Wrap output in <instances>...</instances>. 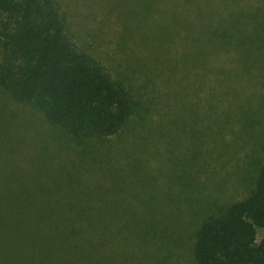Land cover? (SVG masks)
<instances>
[{"label":"rangeland","instance_id":"374dc122","mask_svg":"<svg viewBox=\"0 0 264 264\" xmlns=\"http://www.w3.org/2000/svg\"><path fill=\"white\" fill-rule=\"evenodd\" d=\"M53 1L78 48L131 87L132 107L118 134L80 140L0 90V190L37 195L42 178L57 172L61 180H53L63 190L147 196L139 205L156 208L157 227L148 238L138 234L135 260L196 264L192 249L202 221L247 196L264 162V0H242L246 19L225 45L218 44L217 28L228 21L218 10L236 24L234 0H198L191 26L186 0ZM165 21L190 35L191 50L181 62L173 54L183 48L178 39L164 60L147 55L141 43V34L154 41L151 32ZM175 59L183 65L179 88L177 73L168 82L161 72ZM12 136L20 152L6 148L16 143ZM141 169L149 183L136 175ZM132 252L128 246V260Z\"/></svg>","mask_w":264,"mask_h":264},{"label":"trees","instance_id":"16d2710c","mask_svg":"<svg viewBox=\"0 0 264 264\" xmlns=\"http://www.w3.org/2000/svg\"><path fill=\"white\" fill-rule=\"evenodd\" d=\"M221 1L215 0L218 5ZM197 2L186 0L189 26L198 20ZM237 2L236 24L217 9L228 21L217 28L219 45L240 33L239 24L246 19L245 3ZM183 31L165 21L151 32L154 41L144 34L140 40L148 46L147 55L154 52L162 60L180 40L183 48L173 54L181 62L184 52L189 55L191 50L190 35ZM176 59L161 72L168 82L177 73L179 88L183 65L174 64ZM0 90L80 140L118 134L133 103L131 87L90 52L78 48L53 0H0ZM15 128L13 134L16 123ZM13 138L16 143L9 141L6 148L20 152L19 138ZM32 172L40 174L37 169ZM136 175L149 183L145 170ZM46 177L39 182V192L34 191L37 195L8 187L0 190V264H140L135 260V240L142 232L150 237L158 221L156 208L139 205L147 196L133 200L106 196L98 187L67 191L63 182L53 180L60 179L57 172ZM58 193L74 200L61 201ZM260 229L264 230V162L247 196L202 221L192 249L196 264H264ZM128 246L133 250L131 260Z\"/></svg>","mask_w":264,"mask_h":264}]
</instances>
